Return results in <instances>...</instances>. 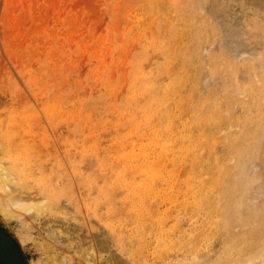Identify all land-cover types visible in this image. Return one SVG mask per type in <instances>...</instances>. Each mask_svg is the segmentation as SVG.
<instances>
[{
    "label": "rangeland",
    "instance_id": "374dc122",
    "mask_svg": "<svg viewBox=\"0 0 264 264\" xmlns=\"http://www.w3.org/2000/svg\"><path fill=\"white\" fill-rule=\"evenodd\" d=\"M262 87L264 0H0V160L15 156L7 166L24 174L4 197L41 206L40 213L14 208L20 216L12 220L0 214V238L17 259L9 258L12 264L212 258L227 239V230L212 224L221 219L206 218L220 196L221 205L264 212ZM197 245H208L199 262L191 259L195 246L203 249Z\"/></svg>",
    "mask_w": 264,
    "mask_h": 264
},
{
    "label": "bare ground",
    "instance_id": "6f19581e",
    "mask_svg": "<svg viewBox=\"0 0 264 264\" xmlns=\"http://www.w3.org/2000/svg\"><path fill=\"white\" fill-rule=\"evenodd\" d=\"M167 2V1H166ZM169 6V5H168ZM183 9V8H182ZM206 17V16H205ZM207 18V17H206ZM205 18V19H206ZM199 22V21H198ZM202 23V22H201ZM208 24V23H207ZM199 26H201V25H199ZM198 26V27H199ZM209 26V25H208ZM197 27V28H198ZM201 28H202V26H201ZM205 29V28H204ZM174 30V29H173ZM201 30V29H200ZM199 30V31H200ZM175 31V30H174ZM178 32V31H177ZM202 32H205V31H202ZM199 34H200V32H199ZM205 36V35H204ZM201 39V38H200ZM199 39V40H200ZM202 43V42H201ZM187 52V51H186ZM201 52H202V50H201ZM192 56H193V54H192ZM190 57H191V55H190ZM191 58H193V57H191ZM195 59V58H194ZM193 61V60H192ZM218 61V60H217ZM192 63H195L194 61L192 62ZM213 65H214V63H213ZM185 66H189V65H185ZM217 67V66H216ZM218 68V67H217ZM212 69V68H211ZM169 79V78H168ZM251 81V80H250ZM260 81V80H259ZM255 83V82H254ZM258 83V82H257ZM257 83H255V84H257ZM258 85V84H257ZM157 86V85H156ZM178 86V85H177ZM259 86V85H258ZM258 86H257V88H258ZM153 87V86H152ZM155 87V86H154ZM208 87V86H207ZM174 88V87H173ZM177 88V87H176ZM255 88H256V85H255ZM256 88V89H257ZM259 88H261V86L259 87ZM262 89H263V87H262ZM262 89H261V91H262ZM157 90V89H156ZM264 90V89H263ZM136 91V90H135ZM155 91V90H154ZM158 91V90H157ZM157 91H155V92H157ZM232 91V90H231ZM259 91H260V89H259ZM262 93V92H261ZM233 96L234 95H231V98H233ZM237 97V96H236ZM181 101H182V97L181 98H179ZM239 99V98H238ZM138 100V99H137ZM136 100V102L138 103V101ZM171 100V99H170ZM179 100V101H180ZM231 99L229 98V101H230ZM248 99H246V101H247ZM236 101H238V100H236ZM168 102V101H167ZM170 102V101H169ZM168 102V103H169ZM248 102V101H247ZM230 103V102H229ZM233 103V102H232ZM236 102H234L233 104H235ZM165 104H167V103H165ZM170 104V103H169ZM231 104V103H230ZM230 104H229V106H230ZM237 104V103H236ZM245 104H246V102H245ZM250 104V103H249ZM248 104V105H249ZM174 106V105H173ZM234 106V105H233ZM233 106H231L230 108H233ZM239 106V105H238ZM245 105H243V107L242 108H244L245 109V107H244ZM252 106V105H251ZM135 107V106H134ZM161 107V106H160ZM182 107V106H181ZM235 107V106H234ZM136 108V107H135ZM161 108H163V107H161ZM174 108V107H173ZM219 108V107H218ZM241 108V107H240ZM258 108V107H257ZM264 108V107H263ZM251 109H253V108H251ZM251 109H249V110H251ZM259 109V108H258ZM177 110V109H176ZM232 110V109H231ZM230 110V111H231ZM227 111V110H226ZM229 111V112H230ZM243 111V110H242ZM258 111H260V110H258ZM156 112H158V111H156ZM175 112V111H174ZM183 111L181 110V112L180 113H182ZM185 112V111H184ZM218 112V114H219V112H221L220 110L219 111H217ZM216 112V113H217ZM223 112V111H222ZM253 112V111H252ZM136 113V112H135ZM242 113H244V111L242 112ZM176 114V113H175ZM184 113H182V115H183ZM245 114H246V112H245ZM253 114V113H252ZM255 114V113H254ZM262 114V113H261ZM220 115V114H219ZM235 116V115H234ZM237 116V115H236ZM248 116V115H247ZM246 116V117H247ZM251 116V115H250ZM249 116V117H250ZM158 117V116H157ZM240 117H241V115H240ZM202 119V118H201ZM203 119H204V117H203ZM248 118H246V120H247ZM185 120V119H184ZM232 120H234L233 118H232ZM236 120V119H235ZM246 120H244L245 122H247ZM158 121V120H157ZM172 121H173V118H172ZM189 121V120H188ZM240 121V120H239ZM238 121V123H240ZM185 122V121H184ZM183 123V122H182ZM245 123H243V125H244ZM182 125V124H181ZM205 125V124H204ZM203 125V126H204ZM236 125V124H235ZM238 125H240V124H238ZM237 125V126H238ZM250 125V124H249ZM260 125H261V123H260ZM259 125V126H260ZM130 126H132V125H130ZM173 126V125H172ZM213 126H215V125H213ZM245 126V125H244ZM156 127V126H155ZM179 127V126H178ZM181 127V126H180ZM192 127V126H191ZM190 127V128H191ZM240 127V126H239ZM262 127H264V125L262 126ZM193 129V128H192ZM234 129V128H233ZM264 129V128H263ZM183 130V129H182ZM187 130V129H186ZM195 130V129H194ZM241 130H244V128L243 129H241ZM132 131V130H131ZM244 132V131H243ZM181 133V132H180ZM192 133V132H191ZM239 133H241V132H239ZM247 134V133H246ZM192 135V134H191ZM240 135V134H239ZM242 135V134H241ZM90 136V135H89ZM173 136V135H172ZM2 137V136H1ZM164 137V136H163ZM163 137H162V139H163ZM190 137V136H189ZM170 138V137H169ZM238 138H239V136H238ZM237 138V139H238ZM240 138H242V137H240ZM189 139V138H188ZM236 140V139H235ZM190 141H191V139H190ZM194 141V140H193ZM243 141V140H242ZM241 141V142H242ZM258 141V140H257ZM256 141V142H257ZM233 142H235L236 143V141H233ZM233 142H232V145H233ZM254 143V142H253ZM0 144H1V142H0ZM245 144V143H244ZM3 145V144H2ZM212 145H213V143H212ZM250 145V144H249ZM248 145V146H249ZM255 145H256V143H255ZM251 146V145H250ZM247 147V145L245 146V147H247V149H249V148H251V147ZM95 147V146H94ZM164 147H166L165 145H164ZM167 147H169V145L167 146ZM244 147V146H243ZM244 147V148H245ZM254 147V146H253ZM163 148V147H162ZM196 148V147H195ZM229 148V147H228ZM244 148L241 150V151H244ZM2 149V148H1ZM130 149V148H129ZM3 150V149H2ZM141 150H142V148H141ZM194 150H196V149H194ZM193 150V151H194ZM228 150H230V149H227L226 151H228ZM132 151H133V149H132ZM162 151V150H161ZM165 151V150H164ZM163 151V152H164ZM230 152V151H229ZM252 152V151H251ZM166 153V152H165ZM181 153H182V151H181ZM180 153V154H181ZM195 153H197V152H195ZM199 153H200V151H199ZM246 153V152H245ZM133 154V153H132ZM213 154V152H211L210 153V156ZM243 153L241 152V154L240 155H242ZM247 154V153H246ZM118 155V154H117ZM131 155V154H130ZM129 155V156H130ZM167 155H168V153H167ZM191 155V154H190ZM237 155V154H236ZM240 155L238 156V157H240ZM5 156V155H4ZM127 156V155H126ZM181 156V155H180ZM180 156H179V158H180ZM189 156V155H188ZM14 157L15 156H10L9 155V158H8V155H7V157H6V159L5 160H0V214L4 217V218H6L7 220H12V219H14V218H16V217H19L20 216V213L19 212H17L14 208H19V209H21V210H24L25 212H30V213H40V210H41V206L38 204V203H36V202H32V201H35V200H29V199H19V198H17V197H9V198H7V197H4V196H7L8 194H10L11 193V190L13 189V188H15L16 187V178H21V177H23L24 176V174H16L15 173V166H13V168H11L10 166H7V161H11L12 163H14ZM90 157V156H89ZM91 157H93V156H91ZM122 158H124L123 156H121ZM130 157H133V156H130ZM163 157H165V155L163 156ZM216 157H219V156H216ZM227 157V156H226ZM242 157V156H241ZM246 156L244 155V158H245ZM129 158V157H128ZM152 158H154V157H152ZM196 158V157H195ZM213 158V157H212ZM243 158V157H242ZM242 158H240V159H242ZM74 159V158H73ZM85 159H87L86 158V156H85ZM137 159V158H136ZM145 158H143V160H144ZM209 159H211V158H209ZM19 160V159H18ZM106 160V159H105ZM122 160V159H121ZM125 160H126V158H125ZM128 160V159H127ZM156 160V159H155ZM195 160H197V158L195 159ZM205 160V159H204ZM213 160V159H212ZM211 160V161H212ZM243 160H245V159H243ZM129 161V160H128ZM240 161H242V160H240ZM239 161V159H238V162L239 163H241ZM21 162V161H20ZM124 162V161H123ZM127 162V161H126ZM135 162V161H134ZM142 162H144V161H142ZM235 162H237V161H235ZM19 163V162H18ZM70 163V162H69ZM194 163V162H193ZM211 163V162H210ZM213 163V162H212ZM217 163H219V162H217ZM238 163V164H239ZM139 164V163H138ZM156 164H158L157 163V161H156ZM156 164H155V166H156ZM220 164V163H219ZM20 165V164H19ZM18 165V166H19ZM96 165V164H95ZM126 165L128 166V164L126 163ZM189 165H191V164H189ZM71 166V165H70ZM75 166V165H74ZM125 166V165H124ZM127 166H125V168L127 167ZM135 166V165H134ZM137 166V165H136ZM135 166V167H136ZM139 166V165H138ZM137 166V167H138ZM144 166V165H143ZM154 166V165H153ZM208 166H209V164H208ZM207 166V167H208ZM213 167V165L212 164H210V167ZM217 166H219V165H217ZM217 166H215L216 167V169H214V167H213V169L214 170H217ZM221 166V165H220ZM129 167V166H128ZM131 167V166H130ZM135 167H134V169L133 170H135ZM121 168V167H120ZM124 168V169H125ZM147 168V167H146ZM145 168V169H146ZM205 169H206V167H204ZM220 168V167H219ZM227 168H229V167H226V169ZM63 169V168H62ZM130 169V168H129ZM137 169V168H136ZM140 169V168H139ZM144 169V168H143ZM157 169V168H156ZM159 169V168H158ZM157 169V170H158ZM161 169V168H160ZM189 169H191V167H189ZM194 169V168H193ZM203 169V168H202ZM230 169V168H229ZM16 170H18L17 168H16ZM58 170H60V169H58ZM151 170V169H150ZM214 170H212V171H214ZM220 170V169H219ZM132 171V170H131ZM130 171V172H131ZM138 171V170H137ZM153 171H154V169H153ZM156 171V170H155ZM168 171V170H167ZM197 172H198V170H196ZM195 171V172H196ZM200 171V170H199ZM204 171H206V173L208 174V168H207V170H204ZM209 171H211L210 170V168H209ZM61 172V171H60ZM128 172V171H127ZM147 172V171H146ZM202 172V171H201ZM219 172V171H218ZM110 173V172H109ZM152 173V172H151ZM151 173H149V174H151ZM156 174H158V172H155ZM161 173V172H160ZM164 173H165V171H164ZM204 173V172H203ZM205 173V174H206ZM209 173H211V172H209ZM215 172H213L212 173V175L211 176H213V174H214ZM220 173V172H219ZM225 173H227V171L226 172H224V174ZM80 174H82V173H80ZM79 174V175H80ZM169 174H170V172H169ZM168 174V175H169ZM193 174V173H192ZM201 174V173H200ZM218 174V173H217ZM223 174V175H224ZM52 175V174H51ZM112 175V174H111ZM117 175H119V174H117ZM117 175H116V177H117ZM125 175L127 176L128 175V173L126 174L125 173ZM131 175V174H130ZM137 175V174H136ZM140 175V174H139ZM144 175V174H143ZM146 175V174H145ZM165 175H167V173H165ZM167 175V176H168ZM176 175V174H175ZM185 175V174H184ZM186 175H187V173H186ZM185 175V176H186ZM189 175V174H188ZM196 175V174H195ZM204 175V174H203ZM221 177L220 178H222V175L221 174H219ZM226 175V174H225ZM235 175V174H234ZM233 175V176H234ZM105 176V175H104ZM113 176V175H112ZM157 176V175H156ZM156 176H153V177H155L156 178ZM158 176H160V175H158ZM170 176H172V175H170ZM181 176V175H180ZM198 176V175H197ZM239 176V175H238ZM53 177V176H52ZM85 177V176H84ZM98 177V176H97ZM107 177V176H106ZM129 177V176H128ZM138 177V176H137ZM146 177V176H145ZM144 177V178H145ZM148 177V176H147ZM175 177V176H174ZM178 177V176H177ZM177 177H176V179H177ZM193 177V176H192ZM207 177H208V175H207ZM207 177H205V178H207ZM213 177H219V176H216V174H215V176H213ZM224 177V176H223ZM242 177V176H241ZM35 178V177H34ZM39 178V177H38ZM44 178H46V177H44ZM149 178V177H148ZM159 178V177H158ZM168 178H171V177H168ZM179 178V177H178ZM198 178H200V175L198 176ZM216 178V179H217ZM234 178H235V176H234ZM238 178V177H237ZM52 179V178H51ZM84 179V178H83ZM94 179V178H93ZM117 179V178H116ZM208 179H209V177H208ZM207 179V180H208ZM216 179H214L213 178V181L214 180H216ZM145 180H148L149 181V179H147V178H145ZM156 180H158L157 178H156ZM181 180V179H180ZM192 180V179H191ZM191 180H190V182H191ZM210 181H211V179H209ZM219 180V179H218ZM42 181V180H41ZM88 181V180H87ZM92 181H94V180H92ZM144 181V180H143ZM166 181V180H165ZM164 181V182H165ZM176 181V180H175ZM178 181V183L180 182L179 181V179L177 180ZM182 181V180H181ZM189 181V180H188ZM195 181H197V180H195ZM210 181H209V183L208 184H210L211 185V187H212V185H214L215 184V182H216V184H217V181H214V183H210ZM212 181V182H213ZM33 182V181H32ZM142 182V181H141ZM184 182V181H183ZM185 182H186V180H185ZM200 182H203V181H201L200 180ZM24 183V182H23ZM28 183V182H27ZM58 183V182H57ZM126 183H128V182H126ZM143 183V182H142ZM146 183V182H145ZM175 183V182H174ZM178 183H176V184H178ZM182 183V182H181ZM198 183H199V181H198ZM51 184H52V182H51ZM125 184V183H124ZM124 184H122V185H124ZM205 184H207V182H206V180H205ZM154 185V184H153ZM166 185V184H165ZM195 185H197V184H195ZM194 185V186H195ZM210 185H208V186H210ZM90 186V185H89ZM88 186V187H89ZM92 186V185H91ZM178 185H176V187H177ZM185 186V185H184ZM200 186H204L203 184L202 185H200ZM208 186H206V189H207V187ZM215 186V185H214ZM213 186V187H214ZM79 187V186H78ZM94 187V186H93ZM119 187V186H118ZM125 187H128L127 186V184L124 186V188L123 189H125ZM142 187V186H141ZM175 187V188H176ZM212 187V188H213ZM27 188H29V187H27ZM35 188V187H34ZM172 188V187H171ZM195 188V187H194ZM197 188V187H196ZM201 188V187H200ZM209 188V187H208ZM22 189H24V188H22ZM163 189V188H162ZM191 189V188H190ZM190 189H189V191H190ZM203 189V188H202ZM54 190H55V188H54ZM94 190V189H93ZM113 190V189H112ZM172 190V189H171ZM180 190H181V188H180ZM186 191H187V189H185ZM195 190H197V189H195ZM195 190H194V192H195ZM204 190V189H203ZM203 190H201L202 191V193H203ZM212 190V189H211ZM249 190V189H248ZM15 191V190H14ZM88 191V190H87ZM162 191V190H161ZM174 191V190H173ZM177 191V190H176ZM188 191V192H189ZM208 191V190H207ZM207 191H204V193L205 192H207ZM88 192H90V191H88ZM107 192V191H106ZM134 192V191H133ZM181 192V191H180ZM179 192V193H180ZM183 192V191H182ZM214 192V191H213ZM68 193V192H67ZM96 193V192H95ZM104 193V192H103ZM121 193V192H120ZM135 193V192H134ZM133 193V194H134ZM184 193V192H183ZM191 193H193V191L191 192ZM195 193H197V191L195 192ZM199 193L200 192H198L197 194H198V197L199 196H201V195H203V194H201L200 193V195H199ZM33 194V193H32ZM85 194V193H84ZM100 194V193H99ZM164 194V193H163ZM171 194V193H170ZM174 194V193H173ZM185 194V193H184ZM183 194V195H184ZM209 194H211V193H209ZM68 195V194H67ZM156 195V194H155ZM162 195V194H161ZM183 195H182V197H183ZM190 195V194H189ZM188 195V196H189ZM193 195V194H192ZM206 196H208V194H205ZM236 195V194H235ZM247 195V194H246ZM154 196V195H153ZM163 196V195H162ZM161 196V197H162ZM168 196V195H167ZM170 196H173L172 194L170 195ZM176 196V195H175ZM175 196L174 197H172V198H175ZM187 196V195H186ZM195 196H196V194H195ZM214 196V195H213ZM216 196H218V195H216ZM81 197V196H80ZM79 197V198H80ZM102 197H104V196H102ZM108 197V196H107ZM181 197V196H180ZM210 197V196H209ZM222 197V199H223V196H220V198ZM195 198V197H194ZM202 198V197H201ZM201 198H199V200H201ZM207 197H205V199H206ZM214 198H216L215 196H214ZM5 199V200H4ZM106 199V198H105ZM107 199H109V197L107 198ZM106 199V200H107ZM162 199V198H161ZM177 199V198H176ZM196 199V198H195ZM198 199V198H197ZM204 199V198H203ZM208 199V198H207ZM212 198H210L209 199V202H210V200H211ZM218 199V198H217ZM221 199V200H222ZM233 199V198H232ZM231 199V200H232ZM115 200V199H114ZM178 200V199H177ZM184 200V199H183ZM182 200V201H183ZM192 200V199H191ZM221 200L219 201H217L216 202V204L214 205V211L212 212V211H209L208 212V216L206 217V218H209V219H213L214 218V216H218V218L219 219H221V224H219L220 223V221H217V220H215V222H213L212 224H214L215 226H220V229L221 228H224V229H226L227 230V239H226V242L224 243V245H223V247L219 250V252H217V253H215L214 254V256L212 257V258H205L204 256L206 255L205 254V252L207 253L208 251H207V247L206 246H208V245H206V246H204L203 247V245H197V246H201L203 249H200V248H196V246H195V250L194 251H192V258L191 259H193V261H200L201 259H203V258H205L204 260H203V263L202 264H264V212L263 213H259L260 211H257V212H253V213H249V212H247V213H245V211H243L241 208L240 209H237L236 208V206L234 205V206H230L229 204H223V205H221ZM242 200V199H241ZM39 201V200H38ZM42 201V200H41ZM40 201V202H41ZM144 201V200H143ZM173 201V200H172ZM175 201V200H174ZM179 201V200H178ZM181 201V200H180ZM180 201H179V203H180ZM181 201V202H182ZM201 201H203V200H201ZM207 201V200H206ZM114 202H116V203H118V204H120L119 202H117V201H114ZM126 202H128V201H126ZM125 202V203H126ZM204 202V201H203ZM43 203V202H42ZM41 203V204H42ZM45 203V202H44ZM56 203V202H55ZM131 203V202H130ZM168 203V202H167ZM183 203V202H182ZM193 203V202H192ZM240 203V202H239ZM46 204L48 205V203H45V206H46ZM113 204V203H112ZM122 204H124V202L122 203L121 202V205ZM128 204V203H127ZM164 204H165V206H166V203L164 202ZM173 204V203H172ZM189 204H191V203H189ZM188 204V205H189ZM199 204V203H198ZM211 204H212V202H211ZM54 205V204H53ZM134 205H135V203H134ZM137 205V204H136ZM135 205V206H136ZM140 205V204H139ZM175 205H178V204H175ZM192 205V204H191ZM206 205H208V204H206ZM49 206H50V204H49ZM54 206H56V205H54ZM94 206V205H93ZM164 205H163V208L165 209L166 207H165ZM169 206V205H168ZM168 206H167V208H168ZM171 207H172V205H170ZM181 206V205H180ZM179 206V207H180ZM195 206V205H194ZM47 207V206H46ZM45 207V209H48V208H46ZM57 207V206H56ZM59 207V206H58ZM57 207V208H58ZM122 207H123V205H122ZM139 207V206H138ZM159 207V206H158ZM184 207V206H183ZM185 207H187V205L185 206ZM193 207V206H192ZM196 207V206H195ZM195 207H194V209H192V211L194 212L193 214H195ZM200 207V206H199ZM203 207V206H202ZM56 208V209H57ZM60 208L62 209V207L60 206ZM59 208V209H60ZM125 208H126V205H125ZM145 208V207H144ZM149 208H150V206H149ZM148 208V209H149ZM167 208L165 209V210H167ZM174 208H175V206H174ZM190 208V207H189ZM64 209H65V207H64ZM111 209V208H110ZM123 209V208H122ZM147 209V210H148ZM153 209V208H152ZM180 209V208H179ZM184 209H186V208H184ZM207 209V208H206ZM210 209V208H209ZM244 209V208H243ZM126 210V209H125ZM135 210H137V209H135ZM138 210H139V208H138ZM170 210V209H169ZM198 210H199V208H198ZM200 210H201V208H200ZM212 210V209H211ZM242 210V211H241ZM46 211V210H45ZM109 212L111 211V210H108ZM115 210L113 209V212H114ZM141 211H142V209H141ZM145 211V210H144ZM151 210L149 209V212H150ZM173 211V210H172ZM172 211H171V213H172ZM56 212H57V210H56ZM97 212V211H96ZM99 212V211H98ZM113 212H112V214H113ZM162 212H164V210H162ZM167 211H165L164 213H166ZM179 212H182V211H179ZM206 212V211H205ZM45 213V212H44ZM66 213V212H65ZM101 214H102V212H100ZM145 213V212H144ZM148 213V212H147ZM160 213V212H159ZM168 213V212H167ZM187 213V212H186ZM190 213V212H189ZM199 213V212H198ZM202 213V212H201ZM204 213V212H203ZM243 213H245L244 214V217H243ZM259 213V214H258ZM73 214V213H72ZM141 214V213H140ZM151 214V213H150ZM149 214V215H150ZM169 214V213H168ZM191 214V213H190ZM189 214V215H190ZM206 214V213H205ZM205 214L203 215V216H205ZM42 215V214H41ZM98 215V214H97ZM107 215H109V214H107ZM114 215H115V213H114ZM148 215V216H149ZM152 215H153V213H152ZM154 215H156L155 213H154ZM158 215V214H157ZM170 215V214H169ZM174 215H176L175 213H174ZM197 215V214H196ZM196 215H194V216H196ZM201 215V214H200ZM241 215V216H240ZM64 216H65V214H64ZM113 216V215H112ZM116 216V215H115ZM137 216V215H136ZM163 216V215H162ZM166 216H167V214H166ZM165 216V217H166ZM237 216H240L239 217V222H237L236 220H237ZM108 217V216H107ZM110 217V216H109ZM140 218H142L141 216H139ZM149 217H151V215L149 216ZM159 217V216H158ZM164 217V218H165ZM174 217V216H173ZM190 217H192V216H189V218ZM241 217H242V219H241ZM183 218V217H182ZM185 218V217H184ZM97 219V218H96ZM114 219V218H113ZM158 219V218H157ZM167 219V218H166ZM194 219H195V217H194ZM211 219V220H212ZM216 219V218H215ZM52 220V219H51ZM102 220V219H101ZM107 220H108V218H107ZM137 220V219H136ZM135 220V221H136ZM159 220H160V217H159ZM168 220V219H167ZM177 220V219H176ZM214 220V219H213ZM115 221V220H114ZM135 221H133V222H135ZM153 221H154V218H153ZM156 221H158V220H156ZM160 221H162V220H160ZM165 221V220H164ZM192 221V220H191ZM237 223H236V222ZM45 222V221H44ZM49 222H51V221H49ZM63 222V221H62ZM145 222V221H144ZM150 222H151V220H150ZM195 223L197 222L196 220L194 221ZM66 223V222H65ZM98 223V222H97ZM111 223V222H110ZM123 223V222H122ZM124 223H127V222H124ZM132 223V222H131ZM130 223V224H131ZM141 223H143V221H141ZM159 223H161V222H159ZM163 223V222H162ZM170 223V222H169ZM168 223V224H169ZM191 223V222H190ZM105 224V223H104ZM115 224V223H114ZM118 224V223H117ZM148 224V223H147ZM147 224H146V226H147ZM154 224V223H153ZM171 224V223H170ZM174 224V223H173ZM173 224H171L170 226H172ZM59 225V224H58ZM62 225V224H61ZM100 225V224H99ZM112 225V224H111ZM122 225V224H121ZM143 225V224H142ZM160 225V224H159ZM192 225V224H191ZM193 225H194V223H193ZM209 225H211V224H209ZM235 225H237L236 227L238 228V229H235V228H233ZM113 226V225H112ZM163 226V225H162ZM177 226V225H176ZM56 227V226H55ZM106 227H108V226H106ZM143 227V226H142ZM159 227H161V226H159ZM166 227V226H165ZM179 227V226H178ZM191 227V226H190ZM189 227V228H190ZM211 227V226H210ZM213 227V226H212ZM211 227V228H212ZM22 228V227H21ZM56 228H58V227H56ZM60 229H62L61 227H59ZM59 228L57 229V231H59ZM115 228V227H114ZM131 228V227H130ZM130 228H128V229H130ZM133 228V227H132ZM136 228V227H135ZM156 228V227H155ZM174 228H175V226H174ZM184 228V227H183ZM210 228V229H211ZM50 229V228H49ZM126 229V228H125ZM162 229H163V227H162ZM182 229V228H181ZM194 229V228H193ZM192 229V231H194ZM205 229H207V227L205 228ZM209 229V230H210ZM65 230V229H64ZM76 230V229H75ZM123 230V229H122ZM127 230V229H126ZM134 230V229H133ZM165 230V229H164ZM172 230V229H171ZM174 230V229H173ZM172 230V231H173ZM176 230V229H175ZM208 230V229H207ZM217 230V229H216ZM219 230V229H218ZM60 231H63V230H60ZM178 231H179V229H178ZM184 231V230H183ZM191 231V230H190ZM211 231V230H210ZM209 231V232H210ZM212 231H215V230H212ZM232 231H235V232H232ZM50 232V231H49ZM55 232H56V230H55ZM63 232H67V230L66 231H63ZM69 232V231H68ZM67 232V233H68ZM109 232H110V230H109ZM123 232V231H122ZM138 232V231H137ZM182 232V231H181ZM180 232V233H181ZM197 232L199 233V231L197 230ZM204 232V231H203ZM206 232V231H205ZM25 233V232H24ZM60 233V232H59ZM58 233V234H59ZM62 233V232H61ZM97 233V232H96ZM125 233V232H124ZM193 233V232H192ZM202 233V232H201ZM200 233V234H201ZM208 233V232H207ZM65 234V233H64ZM144 234V233H143ZM153 234V233H152ZM162 234V233H161ZM160 233H159V235H161ZM171 234V233H170ZM206 234V233H205ZM216 234V233H215ZM67 235V234H66ZM66 235H63V236H66ZM68 235H69V233H68ZM113 235H115V234H113ZM132 235V234H131ZM138 234H136V236H137ZM140 235V234H139ZM138 235V236H139ZM167 235V234H166ZM72 236V235H71ZM112 236V235H111ZM133 236V235H132ZM132 236H131V238H132ZM164 236V235H163ZM168 236H169V234H168ZM197 236V235H196ZM200 236V235H199ZM22 237H25L24 235H22ZM73 237V236H72ZM114 237V236H113ZM119 237V238H118ZM118 237H117V239H120V237H122V236H119L118 235ZM125 237V236H124ZM165 237V236H164ZM190 237H193V236H191L190 235ZM53 238V237H52ZM75 238V237H74ZM157 238V237H156ZM196 238V237H195ZM194 238V239H195ZM113 239V238H112ZM122 239V238H121ZM130 239V238H129ZM133 239V238H132ZM138 239H140V236H139V238ZM180 239V238H179ZM67 240H69V239H67ZM99 240V239H98ZM123 240V239H122ZM169 240H171V239H169ZM169 240L167 239V241L169 242ZM173 240V239H172ZM174 240H175V238H174ZM197 240V239H196ZM113 241V240H112ZM118 241H120V242H122L121 240H118ZM117 241V242H118ZM139 241V240H138ZM144 241V240H143ZM159 241V240H158ZM161 241H163V240H161ZM186 241V240H185ZM184 241V242H185ZM193 241V240H192ZM191 241V242H192ZM70 242V241H69ZM71 242H73L72 241V239H71ZM80 242V241H79ZM126 242V241H125ZM128 242H130V241H128ZM194 242V241H193ZM68 243V242H67ZM116 243V242H115ZM146 243V242H145ZM151 243V242H150ZM149 243V244H150ZM154 243H156V242H154ZM158 243H160V241L158 242ZM158 243H156L159 247H161V245H159ZM167 243V242H166ZM186 243H187V246L190 244V243H188L187 241H186ZM197 243V242H196ZM203 243V242H202ZM72 244V243H71ZM121 244V243H120ZM127 244V243H126ZM132 244H134V243H132ZM132 244H127V245H132ZM155 244V245H156ZM161 244V243H160ZM172 243L170 242V245H171ZM198 244H199V242H198ZM90 245V244H89ZM123 245V244H122ZM141 245V244H140ZM148 245V244H147ZM146 245V246H147ZM169 245V246H170ZM213 245H214V243H213ZM97 246H99L98 244H97ZM132 246H134V245H132ZM145 245H144V247L145 248H147ZM154 245H152L151 247H153ZM186 246V247H187ZM193 246V245H192ZM191 246V247H192ZM135 247V246H134ZM137 247V246H136ZM143 247V249H145ZM165 247H166V244H165ZM186 247L184 248V250L186 249ZM81 248V247H80ZM90 248H92L91 246L89 247V250L91 251L92 249H90ZM172 248V247H171ZM180 248H181V246H180ZM187 248H189V247H187ZM94 249V248H93ZM121 249H124V250H126V247H124V248H121ZM120 248H119V250H121ZM131 249V248H130ZM136 249V248H135ZM143 249H140V250H143ZM149 249V248H148ZM147 249V250H148ZM159 249V248H158ZM164 248H162V250H163ZM165 249H167V247L165 248ZM78 250V252H80L79 251V249H77ZM132 250V249H131ZM139 250V251H140ZM150 250H152V248L150 249ZM173 250V249H172ZM85 254L83 255V256H85V258H88L87 257V255L88 254H86V253H89V251L87 252V250L85 249ZM127 251V250H126ZM133 251V250H132ZM138 251V250H137ZM165 251V250H164ZM164 251H162V252H164ZM188 251H190V250H188ZM54 252H55V250H54ZM131 252V251H130ZM135 252H136V250H135ZM152 252V251H151ZM151 252H149L150 254H151ZM110 253V252H109ZM132 253V252H131ZM131 253H130V255H131ZM133 253H134V251H133ZM136 253H139V252H136ZM141 253V252H140ZM143 253H144V251H143ZM154 253L158 256V252H157V250L156 251H154ZM161 253V252H160ZM191 253V252H190ZM69 255H71L70 253H68ZM78 255L79 253H76V249H75V253H74V255ZM127 254V253H126ZM205 254V255H204ZM102 255V254H101ZM100 255V256H101ZM113 255H115V256H117V254H116V252H115V254H113ZM138 255V254H137ZM140 255V254H139ZM143 255V254H142ZM141 255V256H142ZM162 255V254H161ZM161 255H159L158 257H160ZM188 255V254H187ZM78 256H80V254L78 255ZM135 256V254L133 255V258H135L134 257ZM141 256H137V257H141ZM145 256V255H144ZM143 256V257H144ZM148 256V255H147ZM164 256V255H163ZM191 256V255H190ZM46 257H47V255H46ZM68 257V256H67ZM90 257V256H89ZM118 257H119V255H118ZM142 257V258H143ZM149 257V256H148ZM206 257H208V256H206ZM47 258H49V257H47ZM46 258V259H47ZM69 258L71 259V257L69 256ZM96 258V257H95ZM81 259L84 261V260H86V259H84V258H82L81 257ZM117 259V258H116ZM120 259V258H119ZM121 259H122V256H121ZM125 259V258H124ZM123 259V260H124ZM48 261H49V259H47ZM88 260H90V259H88ZM142 260V259H141ZM143 260H145V259H143ZM152 260V259H151ZM190 260V259H189ZM46 261V260H45ZM51 261V260H50ZM148 261V260H147ZM41 262H42V260H41ZM67 259H63V260H59V261H57L56 263H54V261H53V264H67ZM69 262H70V260H69ZM85 262V261H84ZM92 263L93 262V260L91 261H89L88 263H86V264H89V263ZM130 262V261H129ZM152 262V261H151ZM151 262H149V263H151ZM192 262V261H191ZM182 263V264H192V263ZM71 263V262H70ZM94 263V262H93ZM119 263H121V262H119ZM144 263H145V261H144ZM147 263V262H146ZM145 263V264H146ZM154 263V262H153ZM193 263H195V262H193ZM44 264H47V263H44ZM69 264V263H68ZM123 264V263H122ZM131 264V263H130ZM142 264V263H141Z\"/></svg>",
    "mask_w": 264,
    "mask_h": 264
},
{
    "label": "water",
    "instance_id": "95a60500",
    "mask_svg": "<svg viewBox=\"0 0 264 264\" xmlns=\"http://www.w3.org/2000/svg\"><path fill=\"white\" fill-rule=\"evenodd\" d=\"M8 248L7 244H0V256H2L3 260L5 261L6 264H12L11 260L9 259V257L6 255L4 248Z\"/></svg>",
    "mask_w": 264,
    "mask_h": 264
},
{
    "label": "flooded vegetation",
    "instance_id": "af4514ba",
    "mask_svg": "<svg viewBox=\"0 0 264 264\" xmlns=\"http://www.w3.org/2000/svg\"><path fill=\"white\" fill-rule=\"evenodd\" d=\"M0 244H2V246H3V244H4V242H3V240H2L1 238H0ZM3 248H4V247H3ZM4 251H5L6 255H7L10 259L17 261L16 257L13 256L12 253H8L7 249L4 248ZM16 264H17V263H16Z\"/></svg>",
    "mask_w": 264,
    "mask_h": 264
}]
</instances>
